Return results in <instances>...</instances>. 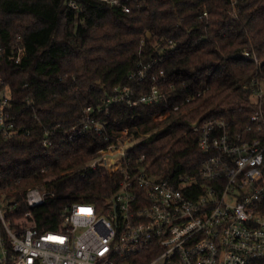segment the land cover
I'll list each match as a JSON object with an SVG mask.
<instances>
[{"label":"trees","instance_id":"1","mask_svg":"<svg viewBox=\"0 0 264 264\" xmlns=\"http://www.w3.org/2000/svg\"><path fill=\"white\" fill-rule=\"evenodd\" d=\"M117 1L0 0V89L9 88L21 129L0 135L12 230L32 221L40 231L60 230L65 207L103 206L121 173L90 164L125 129L138 140L134 159L146 154L160 176L201 181L205 155L193 124L220 119L238 135L248 134L252 115L264 118V0ZM117 87L134 99L155 87L161 97L108 103ZM88 119L102 132L93 123L85 130ZM35 186L48 195L30 209L25 194Z\"/></svg>","mask_w":264,"mask_h":264},{"label":"built area","instance_id":"2","mask_svg":"<svg viewBox=\"0 0 264 264\" xmlns=\"http://www.w3.org/2000/svg\"><path fill=\"white\" fill-rule=\"evenodd\" d=\"M18 53L19 60L22 50ZM244 56L258 61L249 52ZM256 93L261 96L263 89ZM160 97L155 87L138 99L130 88L117 87L108 103L139 105ZM11 101L9 88L0 89V135L5 137L21 131ZM251 122L248 134L238 135L220 119L193 124L205 155L201 181L153 172L146 154L130 156L138 140L125 129L90 164L121 173L116 191L103 206L65 207L60 230L40 231L33 221L12 230L5 220L6 194L0 190V220L7 236L0 237V264H264V118L256 113ZM90 123L102 132L94 119L84 123L85 130ZM115 156L120 158L113 160ZM47 195L40 187H29L25 201L32 209ZM26 216H32L31 210Z\"/></svg>","mask_w":264,"mask_h":264},{"label":"rangeland","instance_id":"3","mask_svg":"<svg viewBox=\"0 0 264 264\" xmlns=\"http://www.w3.org/2000/svg\"><path fill=\"white\" fill-rule=\"evenodd\" d=\"M119 158H120V156L112 157L113 160H117V159H119Z\"/></svg>","mask_w":264,"mask_h":264}]
</instances>
